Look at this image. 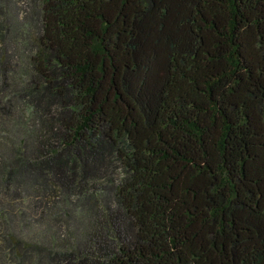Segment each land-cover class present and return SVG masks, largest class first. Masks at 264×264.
I'll list each match as a JSON object with an SVG mask.
<instances>
[{
    "label": "trees",
    "instance_id": "16d2710c",
    "mask_svg": "<svg viewBox=\"0 0 264 264\" xmlns=\"http://www.w3.org/2000/svg\"><path fill=\"white\" fill-rule=\"evenodd\" d=\"M15 2L0 264H264V0Z\"/></svg>",
    "mask_w": 264,
    "mask_h": 264
},
{
    "label": "rangeland",
    "instance_id": "374dc122",
    "mask_svg": "<svg viewBox=\"0 0 264 264\" xmlns=\"http://www.w3.org/2000/svg\"><path fill=\"white\" fill-rule=\"evenodd\" d=\"M15 10L18 11L20 14L24 13L25 11L29 10V3L28 0H15ZM75 218L78 223H83V226H87L88 223L85 222V220L82 218V216L78 213H75ZM82 220V221H81ZM36 233H38L39 227L33 226L32 228ZM52 235L53 238L51 241H56V243H63L67 242L69 240H72V236H74V231L69 228L67 225H63L62 227H54L52 229Z\"/></svg>",
    "mask_w": 264,
    "mask_h": 264
}]
</instances>
